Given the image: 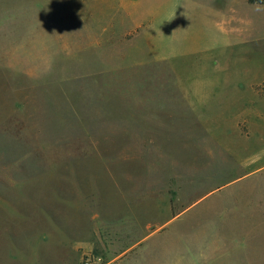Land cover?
<instances>
[{
  "label": "rangeland",
  "instance_id": "rangeland-1",
  "mask_svg": "<svg viewBox=\"0 0 264 264\" xmlns=\"http://www.w3.org/2000/svg\"><path fill=\"white\" fill-rule=\"evenodd\" d=\"M226 55L264 66V0H0V264H264V83Z\"/></svg>",
  "mask_w": 264,
  "mask_h": 264
},
{
  "label": "crops",
  "instance_id": "crops-1",
  "mask_svg": "<svg viewBox=\"0 0 264 264\" xmlns=\"http://www.w3.org/2000/svg\"><path fill=\"white\" fill-rule=\"evenodd\" d=\"M125 11H127L129 14L132 15L131 8L129 9V7H126ZM131 18L133 19V22L138 23V19H135L134 16H132ZM149 32H150V30H147V32H146V34L148 35V38H149L148 39V44L151 43V41H150L151 34ZM230 42H231V39L229 38V36H227V37L225 36V38L223 39L222 44L219 46V48H220V50H221V52L223 54H227L226 53V49H227V47H231V45H230L231 43ZM239 53L242 54V56H239L237 59L241 60L242 63L248 59L247 53H245V52H239ZM165 57L166 56H164L162 58H158V59H161L164 62L174 60V58H172L171 55H168L166 58ZM224 57H228V56L227 55L226 56H220L219 58L216 57V59H221V58H224ZM212 58L214 59V57H212ZM225 60H227L226 64H224V66L226 65V67H222V63H221V64H219V66L222 67V68L217 69L219 74L221 73V75H224V76H222L223 80H225V79L229 80L230 79L231 81H233V79L231 77L244 75V77H246V81L243 82L240 79V80L237 81L236 84H237V86L241 85L240 87H242V85L244 84L245 87L248 88L250 91H252V90L256 91L258 89V87L261 86L264 83V66H260L258 69H256V68H247L246 66H244L242 69H238V68L234 67V64H236V62H233V59L230 60V59L226 58ZM232 63H233V66H231ZM210 67H214V62L211 63ZM192 80L195 81L194 79H192ZM196 81L198 83H200L199 82L200 81L199 78H196ZM197 106L199 107V105H197ZM244 108L245 107L243 105V107L241 108L240 112L235 113L232 116H229V120L230 121L232 120V117H233V121L230 122V123H235V121H236L235 118H240V117L243 116L244 112H243L242 109H244Z\"/></svg>",
  "mask_w": 264,
  "mask_h": 264
},
{
  "label": "built area",
  "instance_id": "built-area-1",
  "mask_svg": "<svg viewBox=\"0 0 264 264\" xmlns=\"http://www.w3.org/2000/svg\"><path fill=\"white\" fill-rule=\"evenodd\" d=\"M86 264H89V262H87Z\"/></svg>",
  "mask_w": 264,
  "mask_h": 264
}]
</instances>
